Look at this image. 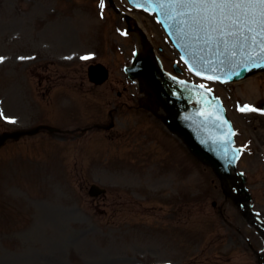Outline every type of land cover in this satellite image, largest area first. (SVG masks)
<instances>
[{
	"label": "rangeland",
	"instance_id": "374dc122",
	"mask_svg": "<svg viewBox=\"0 0 264 264\" xmlns=\"http://www.w3.org/2000/svg\"><path fill=\"white\" fill-rule=\"evenodd\" d=\"M114 1L163 44L157 24ZM125 27L106 0H0V134L35 126L42 106L55 104L45 124L108 125L117 94L126 88L129 104L137 94L123 72L138 49ZM92 62L109 70L102 86L87 80ZM228 93L232 107L237 99L259 105L264 74ZM230 116L242 141L253 135L264 143V116L250 126ZM114 117L108 134L37 135L0 150V264H253L237 234L223 231L211 200L201 202L217 194L219 205L220 190L176 138L148 115ZM92 184L107 192L90 197ZM240 230L259 247L251 230Z\"/></svg>",
	"mask_w": 264,
	"mask_h": 264
},
{
	"label": "snow or ice",
	"instance_id": "6c2138e0",
	"mask_svg": "<svg viewBox=\"0 0 264 264\" xmlns=\"http://www.w3.org/2000/svg\"><path fill=\"white\" fill-rule=\"evenodd\" d=\"M176 2L183 4L189 12L195 13L205 21L210 20L215 23L219 20L222 24L227 20L231 21L232 25H242L248 33H254L250 38L253 44L258 43L260 52L264 53V0H176ZM223 33L224 29L221 28V35ZM237 34L243 36L244 31L228 32V35ZM207 78L213 79L211 76ZM240 110L255 111L256 109L245 105Z\"/></svg>",
	"mask_w": 264,
	"mask_h": 264
},
{
	"label": "water",
	"instance_id": "95a60500",
	"mask_svg": "<svg viewBox=\"0 0 264 264\" xmlns=\"http://www.w3.org/2000/svg\"><path fill=\"white\" fill-rule=\"evenodd\" d=\"M131 1L136 2L138 0H131ZM141 1H143L147 6L152 7V8H162L163 7V9L161 10V14L162 15L167 14V13H165V11L167 10L165 5H162L159 0H141ZM141 1H140V3H142ZM152 3H155V4H152ZM185 13L190 14L191 12H189V11L180 12L181 16H182V14H185ZM188 18H190V17H188ZM164 19L168 20V22L171 23L170 16L166 15V16H164ZM200 21H201V17H200ZM208 22L218 32H221V28L224 29V34H223L224 35V41H222L218 45L219 46L218 50H215L216 55L218 56L214 62L216 64L224 63L226 61V59H228L230 53H231V59L233 58L232 47L236 48V51L238 49L237 48L238 46L235 47V46L229 44L230 42H232L233 40L236 39V35H228V32H237L238 29H242L244 31L243 40L245 42L252 41L250 37H251V35H254V33H248L247 30L244 29L242 25H232L231 21H227V20L223 21L222 24L219 20H217L215 23L211 22L210 20H208ZM171 28H172L171 32L174 34V39L176 41H178L181 46H183V51H190L193 47L199 46L201 44V42L203 41V39L206 38V34H203L202 31L200 30V24L193 22V21H187L186 23H184V25L181 28H178V26L177 25L175 26V23H173ZM219 35H221V34H219ZM185 37H189L188 39L190 41H186L185 45H183L182 39ZM259 39L260 38L258 37L257 40L259 41ZM230 67H231V65H227L225 68L227 69ZM263 68H264V61L260 62L259 64L253 63L250 66L241 69L239 71L240 73H237V74L233 75L232 77L237 78L238 76L243 75V73L246 71H250V70L256 71V70H260ZM164 85H165V83H164ZM175 90H176L175 93H177L179 90V87L177 86ZM206 163L210 164L211 162H209V160H206Z\"/></svg>",
	"mask_w": 264,
	"mask_h": 264
}]
</instances>
